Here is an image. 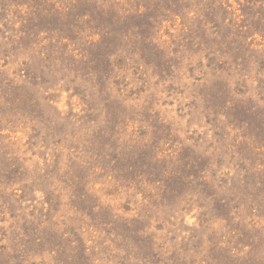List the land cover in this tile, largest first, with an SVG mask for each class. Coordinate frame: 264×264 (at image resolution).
Listing matches in <instances>:
<instances>
[{"label":"rangeland","instance_id":"obj_1","mask_svg":"<svg viewBox=\"0 0 264 264\" xmlns=\"http://www.w3.org/2000/svg\"><path fill=\"white\" fill-rule=\"evenodd\" d=\"M0 264H264V0H0Z\"/></svg>","mask_w":264,"mask_h":264}]
</instances>
